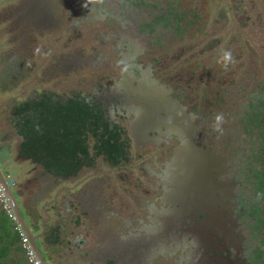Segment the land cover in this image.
Masks as SVG:
<instances>
[{"label":"flooded vegetation","instance_id":"af4514ba","mask_svg":"<svg viewBox=\"0 0 264 264\" xmlns=\"http://www.w3.org/2000/svg\"><path fill=\"white\" fill-rule=\"evenodd\" d=\"M17 3L3 14L16 27L20 148L86 221L78 264H264V141L250 152L216 125L203 63L190 61L223 34L251 38L264 0ZM62 227L48 230L53 248Z\"/></svg>","mask_w":264,"mask_h":264},{"label":"crops","instance_id":"0c3cea01","mask_svg":"<svg viewBox=\"0 0 264 264\" xmlns=\"http://www.w3.org/2000/svg\"><path fill=\"white\" fill-rule=\"evenodd\" d=\"M17 4V0H0V166L7 178L16 182L15 186L11 187L19 204L20 214L16 215L18 222L28 234L24 222L26 221L32 232L39 237L40 249L47 262L78 264L79 258L71 252H76L83 238L81 232H85L83 228L86 221L80 216L81 225L76 223L77 214L71 211L73 198L70 191L57 192L56 188L43 190L44 187L50 186L52 181L49 174L43 176L45 171L33 163L20 148V86L15 85L18 82L9 81L11 71L13 75L17 73L14 67L11 69L10 65L8 66L16 55V27H11L9 14H3L9 6L13 7L11 12L17 14ZM65 185L67 186V183L61 184L62 187ZM0 220V246L7 247L5 260L10 264H28L20 234L15 229V222L7 217L1 204ZM4 221L6 224L3 226ZM59 223L63 225V241L53 248L47 244L45 238L49 228H54ZM80 250L78 249L79 252Z\"/></svg>","mask_w":264,"mask_h":264},{"label":"rangeland","instance_id":"374dc122","mask_svg":"<svg viewBox=\"0 0 264 264\" xmlns=\"http://www.w3.org/2000/svg\"><path fill=\"white\" fill-rule=\"evenodd\" d=\"M247 25V29L244 30L251 38L244 37L240 40L233 38L231 34L225 38L223 34L225 40L222 37L219 38V44L223 42L220 49L219 47L218 50L215 49L216 47L212 50L210 48L209 52H215H206L204 56L192 58L190 61L204 64H201L195 75L201 81H205V92L201 100L203 102L208 100L212 105L217 106L215 108L217 114L214 116H223V120L216 125L223 128L231 126L237 135L242 132L241 146L247 147L250 152L257 153L260 150L259 145L264 141V126H261L259 121L261 119L258 118V116H264L262 111L264 99L260 100L264 98V40L260 39L262 33L264 36L261 30L264 28V23L259 24L250 19ZM196 44L194 52L198 55L199 49L207 48L210 41L204 42L201 39ZM227 53L231 54L229 60H225ZM190 55L191 53L188 54ZM252 102H256L258 108L256 106L253 108ZM253 115H256L255 120L252 119ZM244 123L248 125L244 126ZM258 131L263 132L261 133L263 137H258Z\"/></svg>","mask_w":264,"mask_h":264},{"label":"built area","instance_id":"2783aa9c","mask_svg":"<svg viewBox=\"0 0 264 264\" xmlns=\"http://www.w3.org/2000/svg\"><path fill=\"white\" fill-rule=\"evenodd\" d=\"M10 186H15L16 182L13 179H8ZM0 204L2 205L7 216L15 222V229L20 234L22 248L27 259L28 264H42L41 259L38 257L34 246L31 244L29 237L24 233L22 226L17 220L16 213L12 207L10 199L7 195L6 188L0 179Z\"/></svg>","mask_w":264,"mask_h":264},{"label":"water","instance_id":"95a60500","mask_svg":"<svg viewBox=\"0 0 264 264\" xmlns=\"http://www.w3.org/2000/svg\"><path fill=\"white\" fill-rule=\"evenodd\" d=\"M201 165H203V162H202ZM0 179H1V181L3 182V184H4L5 188H6L7 195H8V197H9V199H10L11 204H13L12 207H13V209H14L16 215H17V213L20 214V212H19V207H18L19 204H18V202H17V200H16L15 193H14V191H13V188L10 186V184H9V182H8V178H7L6 174L4 173V171H3V169H2L1 166H0ZM14 206H15V207H14ZM16 211H17V212H16ZM18 219H19V218H18V216H17V220H18ZM24 222H25V225H26V227H27V231H28L29 237H30V239H31V242H32V244H33V246H34V249H35L36 252L38 253L39 258H40L41 261H42V264H48V262L45 260L44 254L42 253V250L40 249V246H39V244H38V239H39V237H38L37 235H35V234L32 232V230L30 229V227L28 226V224L26 223V221H24ZM23 228H24V227H23ZM23 231H24V233H25L26 235H28L27 232H26V230H23Z\"/></svg>","mask_w":264,"mask_h":264},{"label":"trees","instance_id":"16d2710c","mask_svg":"<svg viewBox=\"0 0 264 264\" xmlns=\"http://www.w3.org/2000/svg\"><path fill=\"white\" fill-rule=\"evenodd\" d=\"M18 113L20 114V107L18 108ZM29 130H25L23 132H27ZM5 212V211H4ZM7 215V214H6ZM5 217V216H4ZM8 217V216H7ZM3 218V217H2ZM6 218V217H5ZM1 221V220H0ZM6 221H7V218H6ZM6 221H4V223L2 224L3 226L6 224ZM1 237L0 236V240H1ZM6 252H7V247H1L0 246V264H10L9 262H7L5 260L6 258Z\"/></svg>","mask_w":264,"mask_h":264},{"label":"clouds","instance_id":"9594fccd","mask_svg":"<svg viewBox=\"0 0 264 264\" xmlns=\"http://www.w3.org/2000/svg\"><path fill=\"white\" fill-rule=\"evenodd\" d=\"M229 59H231V54L230 53H227L226 55H225V60H229ZM226 66V65H225ZM215 120H216V122H217V125L223 120V116L222 115H217L216 117H215Z\"/></svg>","mask_w":264,"mask_h":264},{"label":"bare ground","instance_id":"6f19581e","mask_svg":"<svg viewBox=\"0 0 264 264\" xmlns=\"http://www.w3.org/2000/svg\"><path fill=\"white\" fill-rule=\"evenodd\" d=\"M187 151H184V153L181 155V159L182 160H185L188 158V155H189V150L186 149ZM202 164V163H201Z\"/></svg>","mask_w":264,"mask_h":264}]
</instances>
